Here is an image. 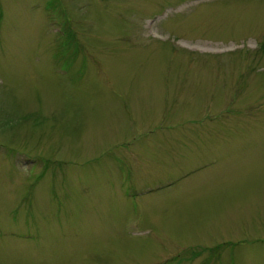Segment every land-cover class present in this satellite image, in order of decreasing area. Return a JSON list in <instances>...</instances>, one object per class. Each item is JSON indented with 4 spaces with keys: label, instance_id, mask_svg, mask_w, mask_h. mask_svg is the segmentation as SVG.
Returning a JSON list of instances; mask_svg holds the SVG:
<instances>
[{
    "label": "rangeland",
    "instance_id": "1",
    "mask_svg": "<svg viewBox=\"0 0 264 264\" xmlns=\"http://www.w3.org/2000/svg\"><path fill=\"white\" fill-rule=\"evenodd\" d=\"M0 264H264V0H0Z\"/></svg>",
    "mask_w": 264,
    "mask_h": 264
}]
</instances>
